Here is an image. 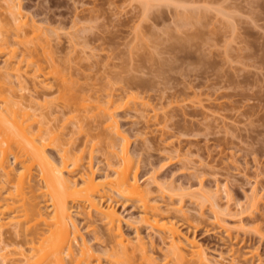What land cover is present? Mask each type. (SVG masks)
<instances>
[{"label": "rangeland", "instance_id": "374dc122", "mask_svg": "<svg viewBox=\"0 0 264 264\" xmlns=\"http://www.w3.org/2000/svg\"><path fill=\"white\" fill-rule=\"evenodd\" d=\"M17 1L27 21L51 34V46L43 45L52 48L65 79L56 80L59 70L46 64L45 76L36 72L24 48L42 44L15 39L5 6L0 42L7 44L0 66L15 51L12 61L20 63L29 90L20 92L16 84L12 99L33 95L36 112L50 113L52 129L77 154L84 151L83 165L76 171L71 166L70 176L91 152L97 180L114 176L120 165L108 169L117 161L110 151L120 152L127 138L122 148L129 143L126 156L138 166V178L182 233L195 235L210 258L223 264H264V0ZM105 110L113 111L126 137H118L116 150L108 144ZM56 152L48 148L55 160ZM213 197L226 224L243 223V230L228 235L214 223ZM114 199L109 204L125 219L126 237L134 238L139 228L152 241L148 254L162 264L168 241L143 223L129 226L127 219L140 216L138 203ZM180 201L183 212L168 211L167 204ZM1 224L7 235L15 224L12 214L2 216Z\"/></svg>", "mask_w": 264, "mask_h": 264}, {"label": "bare ground", "instance_id": "6f19581e", "mask_svg": "<svg viewBox=\"0 0 264 264\" xmlns=\"http://www.w3.org/2000/svg\"><path fill=\"white\" fill-rule=\"evenodd\" d=\"M0 1L4 4L0 7L5 6L6 12L10 13V21L14 23L15 39L22 43L35 40L42 42H39L42 47L25 45L24 48V52L33 58L30 63L37 67L36 72L45 76V64L59 70L52 48L47 50L43 45L44 41L50 44L47 37L51 34L47 30L43 31L34 20L30 23L25 19L19 1ZM50 31L54 34L56 29ZM0 34L3 35L1 29ZM6 44L0 42L2 53L6 51ZM39 47L46 49L40 51ZM11 53L10 57L5 58L4 66H0V219L6 214H12L15 224H11L13 227L7 230V235L0 231V264H159L156 258L148 254L152 252H148L146 245L149 242L152 244V241H146L139 228H136L135 240L126 237L122 226L125 219L109 204L116 197L124 198L126 203L136 202L141 209L138 220H126L129 226L143 223L152 231L158 232L162 241H168V254H164L162 264H223L210 258L195 235L191 237L182 233L172 216L160 212L158 199L151 196L150 187L143 186L144 180L140 181L138 178V166L127 157L129 152L126 148L129 143L122 148L127 138L124 137L126 142L120 139V152L115 149L118 146L116 140L123 135L116 126L113 111H104L107 116L105 130L110 136L109 147L116 150L110 151V154L116 155L117 161L108 163L107 167L110 169L117 164L120 165L119 170L114 169V176L107 174L104 180H97L91 152L89 162L77 171V177H71V166L73 171L77 170L84 159V151L77 154L68 146L70 142L64 138V134L62 137L61 133L52 129L48 120L50 113L36 112L38 107L33 95H29L24 101L12 99L16 96V84L20 92L29 89L25 83L27 75L22 72L20 63L12 61L15 51ZM61 73L62 71H57L59 77L55 79L63 77L64 82L65 78ZM108 85L105 87L108 88ZM106 94L111 101L113 93L107 91ZM73 96L69 95V98ZM129 100L127 101L131 102ZM48 148H57L58 160L48 154ZM149 181H155L154 177L149 178ZM214 198L210 201L215 211L214 223L220 225L228 235L235 229L243 230V223L235 228L226 224L225 219L218 214V203ZM105 200L108 201L106 205ZM73 203L79 206L78 213L83 216V229L88 231L89 239L81 233L82 222H77L73 216L76 206ZM181 203L170 202L167 204L168 211L183 212ZM255 203L253 201L254 205H251L255 206ZM92 239L95 244H89ZM14 245L17 247L9 249Z\"/></svg>", "mask_w": 264, "mask_h": 264}]
</instances>
